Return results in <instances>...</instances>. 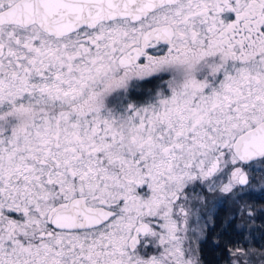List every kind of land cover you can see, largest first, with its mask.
Returning <instances> with one entry per match:
<instances>
[{
    "label": "flooded vegetation",
    "instance_id": "1",
    "mask_svg": "<svg viewBox=\"0 0 264 264\" xmlns=\"http://www.w3.org/2000/svg\"><path fill=\"white\" fill-rule=\"evenodd\" d=\"M16 1L0 0V11ZM0 42V74L19 81L13 94L18 100L0 105V112L19 110L18 116L6 117L7 125L0 124V146L12 138L23 145L6 148L2 159L28 163L32 171L26 177L24 169L0 163L2 188L8 171L20 188L12 206L0 196V264H40L42 232L52 238L96 232L128 217L136 219L125 244L133 254L155 230V221L181 215L195 221L200 197L231 178L229 167L221 171L222 155H235L242 165V188L256 163H264V156L243 161L235 150L241 135L264 124V0H177L138 20L102 21L63 36L37 23H3ZM10 125L18 131H10ZM41 151L68 157L58 165H41ZM105 155L127 158L130 173L113 166L106 175L108 169L86 165L88 157ZM51 172L66 179L53 181ZM107 178L122 179L126 191L115 192ZM40 182L46 197L40 196ZM75 198L114 214L92 228L56 226L55 215ZM242 198L261 206L245 227L261 237V244L245 247L264 250V189H247ZM231 201L227 194L206 211L227 212ZM143 223L150 225L145 235L139 230Z\"/></svg>",
    "mask_w": 264,
    "mask_h": 264
},
{
    "label": "rangeland",
    "instance_id": "2",
    "mask_svg": "<svg viewBox=\"0 0 264 264\" xmlns=\"http://www.w3.org/2000/svg\"><path fill=\"white\" fill-rule=\"evenodd\" d=\"M17 31H14V35L20 36V32ZM24 35L33 37L32 35L34 34L30 33L29 35L25 33ZM18 82L14 75L0 74V105H3V102H7L8 99L11 101L18 100V97L13 95L18 92ZM18 115L19 110L1 111L0 117H4V119L2 120L0 118V124L5 123L7 125L9 117ZM3 130L0 129V132ZM10 131L17 132L18 128L10 125ZM7 143L8 145L4 143L0 146V163L4 164L10 170L24 169V175L26 177L32 176V171L28 170V163L27 165H23L21 161L13 162L12 160L8 163L3 162V150L23 146L22 144L18 145L17 138L8 139ZM25 147L28 146L25 144ZM44 147L47 146L44 145ZM67 157H55L43 154L41 151L39 161L41 165H58L60 161H65ZM86 165L100 171L103 170L104 173L108 169V173H105L106 175H112L113 166H120L122 174L128 175L131 167L127 158L122 156L113 157V155L98 156L96 159L95 157H88ZM79 166L77 170L81 169L80 164ZM224 166H227V169L229 167L231 178L226 181L222 180V183H217L218 187L216 191H213L210 196L203 198V195L200 197V213L196 216L194 222L185 215H181L182 217L179 219L172 218L155 221L157 223L155 230L143 238L141 247L135 250L133 254L125 244L131 237L130 227L135 223V218H119L114 223L96 232L58 234L55 238L49 237V233L47 235V233L42 232L40 235L42 245L40 249V264H202L199 258V242L203 238L206 228L213 218L212 213L214 209L212 208L206 211L207 208L209 209V205H213L216 202L221 203L224 201V196L227 194L232 195L229 210L232 212V216L237 215L240 218L241 225L244 227L253 224L254 218L261 211V206L257 205L254 199H250L249 202H244L242 193L247 189L257 190L260 187L264 189V163H256L254 176L250 177V181L243 188L240 187L238 182L239 174L243 171V167L235 155H222L220 167L223 172ZM14 174L13 171H8V177L5 181L6 187L4 186L2 188L0 183V196L7 198L8 203L6 206H12L13 202L11 199L19 194V186L11 182ZM44 174H46L45 171H42L41 177ZM2 176V172H0V180L4 179ZM51 179L62 182L66 179V176H59L51 172ZM43 180H48V178L45 177ZM108 180L111 179H105L106 183L109 187L114 186L115 192L126 191L122 179L118 183ZM40 187L43 189L40 196L46 197L45 184L40 182ZM209 188L211 190L213 189L211 186ZM27 189L31 195V189ZM4 212L6 211L4 210ZM49 248H53L55 251L49 254ZM228 264H264V250L256 247H237L234 249Z\"/></svg>",
    "mask_w": 264,
    "mask_h": 264
},
{
    "label": "water",
    "instance_id": "3",
    "mask_svg": "<svg viewBox=\"0 0 264 264\" xmlns=\"http://www.w3.org/2000/svg\"><path fill=\"white\" fill-rule=\"evenodd\" d=\"M177 0H18L0 11V24L15 23L30 25L37 23L44 31L63 36L82 26L93 27L102 21L117 18L138 20L151 12ZM154 30L150 31L151 34ZM3 45L0 42V55ZM235 150L240 159L246 162L264 156V124L241 135ZM247 181V175L241 176V182ZM83 218H79V214ZM114 211L103 207H89L77 198L70 206L60 210L53 222L60 228L79 230L99 226L112 217ZM150 225L143 223L139 230L149 232Z\"/></svg>",
    "mask_w": 264,
    "mask_h": 264
},
{
    "label": "trees",
    "instance_id": "4",
    "mask_svg": "<svg viewBox=\"0 0 264 264\" xmlns=\"http://www.w3.org/2000/svg\"><path fill=\"white\" fill-rule=\"evenodd\" d=\"M222 208L213 215L199 242V258L202 264H228L235 248L246 244H261V237L252 231L247 233L237 215ZM226 215V216H225Z\"/></svg>",
    "mask_w": 264,
    "mask_h": 264
}]
</instances>
